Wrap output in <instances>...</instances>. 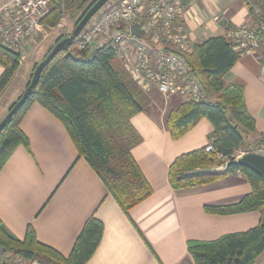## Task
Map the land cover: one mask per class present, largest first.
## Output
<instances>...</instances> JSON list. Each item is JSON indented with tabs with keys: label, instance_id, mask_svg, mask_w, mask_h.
<instances>
[{
	"label": "crops",
	"instance_id": "0c3cea01",
	"mask_svg": "<svg viewBox=\"0 0 264 264\" xmlns=\"http://www.w3.org/2000/svg\"><path fill=\"white\" fill-rule=\"evenodd\" d=\"M11 1L0 0V9ZM183 8L178 24L192 44L223 36L226 25L256 28L261 24L257 3L247 0H188ZM44 30L26 47L23 60L30 59V63L25 66L23 61L0 93V121L23 93L30 69L55 44L56 37L48 39L44 34L39 38ZM2 71L0 66V74ZM224 81L244 89L245 106L255 125L247 138L254 143L264 133V73L258 59L251 54L239 55ZM153 91L156 89L149 93ZM161 97V102L152 99L151 111L130 118L141 137L131 153L152 194L127 215L94 169L79 156L63 123L33 103L19 123L28 138V149L18 145L0 169L3 226L20 240L30 226L38 242L67 257L85 222L94 216L102 223V234L85 264H195L187 250L188 241L214 240L258 225L262 218L259 210L216 214L204 209L235 204L251 191L239 170L207 184L181 189L170 186V163L181 154L206 146L213 128L201 119L181 138L172 139L165 126L167 111L188 100L179 95ZM251 149L237 150L234 156ZM194 171L223 172L215 165ZM253 264H264V251Z\"/></svg>",
	"mask_w": 264,
	"mask_h": 264
},
{
	"label": "trees",
	"instance_id": "16d2710c",
	"mask_svg": "<svg viewBox=\"0 0 264 264\" xmlns=\"http://www.w3.org/2000/svg\"><path fill=\"white\" fill-rule=\"evenodd\" d=\"M95 1L50 0V10L43 24L55 26L64 12L73 17V12L80 11L75 15L76 24L80 14ZM186 2L188 0H183V4ZM62 38L58 37L55 43ZM67 51L73 56L66 54ZM183 56L202 82L206 98L198 102L183 101L167 111L165 126L170 137L176 140L201 119H206L213 128L208 144L215 150L207 152L204 146L177 156L168 167V182L172 188L181 189L207 184L239 170L250 183L251 191L235 204L206 206L204 209L216 214L259 210L262 217L258 225L242 232L228 233L209 241H188L187 250L195 264H253L264 251V180L254 171L237 164L234 153L264 145V133L254 143L248 141L247 135L254 131L255 125L245 106L244 89L239 84L224 81L239 54L223 35L194 43ZM19 60V54L0 46V66L3 68L0 93L17 70ZM35 102L63 123L79 156L94 169L126 215L152 194L150 184L131 153L141 137L130 122L134 114L145 110L149 97L133 81L109 45L86 54L78 51L76 41H73L46 64L25 103L0 132V169L18 145L28 149V138L19 123ZM218 152L230 158L225 171H194L218 164ZM101 234L102 223L91 216L70 254L64 257L38 242L30 226L24 239L20 240L0 221V247L41 264H85L94 253Z\"/></svg>",
	"mask_w": 264,
	"mask_h": 264
},
{
	"label": "built area",
	"instance_id": "2783aa9c",
	"mask_svg": "<svg viewBox=\"0 0 264 264\" xmlns=\"http://www.w3.org/2000/svg\"><path fill=\"white\" fill-rule=\"evenodd\" d=\"M247 1L257 3L261 24L256 28L225 26L224 37L239 55H254L259 61L260 72L264 73V0ZM183 6V0H108L74 41L78 51L86 54L109 45L145 93L155 88L164 97L179 95L185 100L203 101L206 92L202 82L183 56L193 45L178 24L184 14ZM49 10L50 0H12L3 6L0 9V46L23 59L27 45L43 29V19ZM132 25L138 27L139 36L131 33ZM66 26L67 23L63 25ZM205 150L215 149L207 144ZM248 152L264 156V145ZM239 156H234V161ZM216 159L220 161L216 169L225 171L230 158L218 152ZM0 264H37V261L0 247Z\"/></svg>",
	"mask_w": 264,
	"mask_h": 264
},
{
	"label": "water",
	"instance_id": "95a60500",
	"mask_svg": "<svg viewBox=\"0 0 264 264\" xmlns=\"http://www.w3.org/2000/svg\"><path fill=\"white\" fill-rule=\"evenodd\" d=\"M108 0H96L80 17V19L74 25L70 34L58 42H56L53 47L49 50V52L45 55V57L37 64L35 67L31 79L28 85L25 87L21 96L12 104L9 108L6 115L0 121V132L6 123L10 120L12 115L16 113L20 107L25 103L26 99L31 94L32 90L35 88L42 70L54 58V56L61 51L63 48L69 47L82 28L87 24V22L96 14V12L107 2ZM131 33L134 35L139 36L140 31L137 26L132 25ZM66 54L73 56L70 51H67ZM237 164L247 167L248 169L254 171L258 175H260L264 180V156L253 153L247 152L244 153L242 156L238 157L235 161Z\"/></svg>",
	"mask_w": 264,
	"mask_h": 264
},
{
	"label": "rangeland",
	"instance_id": "374dc122",
	"mask_svg": "<svg viewBox=\"0 0 264 264\" xmlns=\"http://www.w3.org/2000/svg\"><path fill=\"white\" fill-rule=\"evenodd\" d=\"M113 1H117V0H113ZM80 13V11H76V12H73V14H74V16L72 17L71 16V14L69 13V12H64L63 13V17H62V20L60 21V23L62 24H60V26L59 25H55V26H52V27H43L44 29L46 28V31L44 30V33H41L40 35H39V38H41L44 34L46 35V38H48V39H52L53 37H56V39L58 38V37H60V36H63V38L64 37H66V36H68L69 34H70V32L72 31V29H73V27H74V25H75V15H78ZM81 15L82 14H80V17H81ZM78 17V16H77ZM79 18V17H78ZM68 24V26H66L67 28H64L63 27V25H65V24ZM68 27H69V29H68ZM43 30V29H42ZM64 30H67L68 32H66V31H64ZM45 38V39H46ZM49 51V50H48ZM26 54V53H25ZM46 55V54H45ZM44 55V56H45ZM44 56L42 57V59L44 58ZM25 58V57H24ZM23 58V59H24ZM23 59H21V60H19V65L24 61ZM42 59H39L35 64H36V66H37V64L42 60ZM28 63H30V59H27V60H25L24 61V64H25V66L26 65H28ZM34 64V65H35ZM34 65H33V67L30 69V75H29V77H28V82H29V80L31 79V76H32V73H33V71H34ZM16 81V80H15ZM14 81V82H15ZM27 82V83H28ZM15 83H17V82H15ZM26 83V84H27ZM15 85V84H14ZM147 95H149V102H148V104H147V106L145 107V110L144 111H151L154 107H153V105H151V101H152V99L153 100H156V101H162V95L156 90V91H153V92H151V93H149V94H147ZM6 99H7V97H6ZM157 112V111H156ZM0 113H2V111H0ZM260 146H262V145H260Z\"/></svg>",
	"mask_w": 264,
	"mask_h": 264
}]
</instances>
